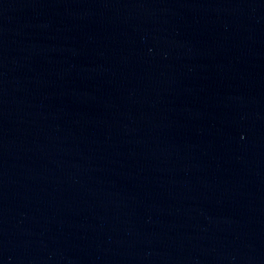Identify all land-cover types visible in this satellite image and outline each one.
Masks as SVG:
<instances>
[{
	"label": "water",
	"instance_id": "water-1",
	"mask_svg": "<svg viewBox=\"0 0 264 264\" xmlns=\"http://www.w3.org/2000/svg\"><path fill=\"white\" fill-rule=\"evenodd\" d=\"M0 264H264V0H0Z\"/></svg>",
	"mask_w": 264,
	"mask_h": 264
}]
</instances>
